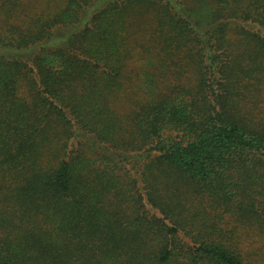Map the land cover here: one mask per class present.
I'll list each match as a JSON object with an SVG mask.
<instances>
[{"label":"trees","instance_id":"16d2710c","mask_svg":"<svg viewBox=\"0 0 264 264\" xmlns=\"http://www.w3.org/2000/svg\"><path fill=\"white\" fill-rule=\"evenodd\" d=\"M0 264H264V0H0Z\"/></svg>","mask_w":264,"mask_h":264},{"label":"rangeland","instance_id":"374dc122","mask_svg":"<svg viewBox=\"0 0 264 264\" xmlns=\"http://www.w3.org/2000/svg\"><path fill=\"white\" fill-rule=\"evenodd\" d=\"M248 240H249V238H248ZM254 244H257V241L255 240V243ZM263 244V243H262Z\"/></svg>","mask_w":264,"mask_h":264}]
</instances>
